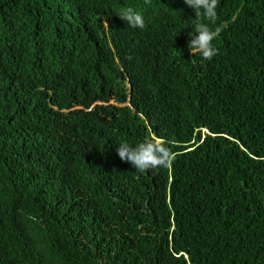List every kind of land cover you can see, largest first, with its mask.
Masks as SVG:
<instances>
[{"label": "trees", "instance_id": "16d2710c", "mask_svg": "<svg viewBox=\"0 0 264 264\" xmlns=\"http://www.w3.org/2000/svg\"><path fill=\"white\" fill-rule=\"evenodd\" d=\"M216 12L204 60L183 0H0V264H264V0Z\"/></svg>", "mask_w": 264, "mask_h": 264}, {"label": "clouds", "instance_id": "9594fccd", "mask_svg": "<svg viewBox=\"0 0 264 264\" xmlns=\"http://www.w3.org/2000/svg\"><path fill=\"white\" fill-rule=\"evenodd\" d=\"M149 3L150 0H145ZM185 5L195 10L194 31L189 34L187 47L191 54H199L204 60H211L218 49L212 46L213 40L219 36L221 29L210 28L209 23L215 24L217 20L216 8L218 0H183ZM132 28H145V19L141 12L126 7L118 15ZM106 25L107 22H104ZM116 154L122 162L130 163L138 172L144 173L150 169L170 168L175 160V153L168 146V141L161 137L145 138L135 145L121 141L116 148Z\"/></svg>", "mask_w": 264, "mask_h": 264}, {"label": "rangeland", "instance_id": "374dc122", "mask_svg": "<svg viewBox=\"0 0 264 264\" xmlns=\"http://www.w3.org/2000/svg\"><path fill=\"white\" fill-rule=\"evenodd\" d=\"M204 133V132H203Z\"/></svg>", "mask_w": 264, "mask_h": 264}]
</instances>
